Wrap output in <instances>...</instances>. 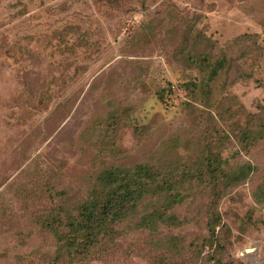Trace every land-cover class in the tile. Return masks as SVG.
<instances>
[{
	"label": "rangeland",
	"instance_id": "374dc122",
	"mask_svg": "<svg viewBox=\"0 0 264 264\" xmlns=\"http://www.w3.org/2000/svg\"><path fill=\"white\" fill-rule=\"evenodd\" d=\"M260 121L264 0H0V264L67 257L44 215L139 164L173 185L73 264H264Z\"/></svg>",
	"mask_w": 264,
	"mask_h": 264
},
{
	"label": "trees",
	"instance_id": "16d2710c",
	"mask_svg": "<svg viewBox=\"0 0 264 264\" xmlns=\"http://www.w3.org/2000/svg\"><path fill=\"white\" fill-rule=\"evenodd\" d=\"M259 126L256 134L264 132L263 121ZM208 165L215 172L217 167L212 161ZM244 172L245 167H241L232 176L225 177L236 181ZM172 178L170 173H160L145 164L133 168L109 166L98 171L75 208L61 209L58 214L50 209L44 215L43 226L46 230L52 229L57 236L59 247L55 253H68L63 257L67 258L65 264H73L78 256H86L105 236L116 232L118 225L133 214L139 200L159 193L164 186L171 188ZM256 196L264 199V185L260 186ZM63 258H57L53 263L62 262Z\"/></svg>",
	"mask_w": 264,
	"mask_h": 264
},
{
	"label": "water",
	"instance_id": "95a60500",
	"mask_svg": "<svg viewBox=\"0 0 264 264\" xmlns=\"http://www.w3.org/2000/svg\"><path fill=\"white\" fill-rule=\"evenodd\" d=\"M255 250L254 246H248L246 248H244L241 252L240 255H244L246 253H250L251 251Z\"/></svg>",
	"mask_w": 264,
	"mask_h": 264
}]
</instances>
